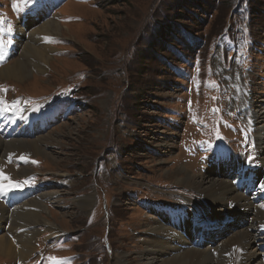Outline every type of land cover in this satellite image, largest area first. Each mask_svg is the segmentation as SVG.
<instances>
[{
	"label": "rangeland",
	"instance_id": "obj_1",
	"mask_svg": "<svg viewBox=\"0 0 264 264\" xmlns=\"http://www.w3.org/2000/svg\"><path fill=\"white\" fill-rule=\"evenodd\" d=\"M0 19L2 27L11 25L13 39L0 68L19 61L30 71L20 81L0 78V98L11 107L0 112V184L20 182L21 197L5 202L15 188L0 195V237L20 246L22 236H32L24 258L0 254V264H118L122 254L126 264H139L149 224H172L173 209L185 213L203 204L195 187L173 183L170 172L184 166L212 178L220 170L210 162L215 154L219 163L227 158V176H234L235 157L264 171V147L254 137L259 126L264 130L263 103L256 106L264 99V0H31L26 6L0 0ZM49 20L64 29L43 35L49 59L38 71L35 60L20 56L21 43ZM169 24L184 31L173 36L183 44L151 46ZM194 111L219 125L216 136L224 137L217 146ZM44 135V154H5L9 141ZM25 204L39 218L14 222L20 225L14 237L8 222ZM258 206L264 210V201ZM222 209L212 210L215 218L226 215ZM237 218L227 217L231 231L246 217ZM203 231L195 247H212ZM256 234L264 244V232Z\"/></svg>",
	"mask_w": 264,
	"mask_h": 264
},
{
	"label": "bare ground",
	"instance_id": "obj_2",
	"mask_svg": "<svg viewBox=\"0 0 264 264\" xmlns=\"http://www.w3.org/2000/svg\"><path fill=\"white\" fill-rule=\"evenodd\" d=\"M63 29L64 27L59 22L49 20L38 28L31 30L28 38H25V41L21 43L22 49L20 56L28 55L30 59L35 60V62L31 63L34 68H37L38 71H44L43 65L46 64L49 59L48 53L50 47L44 45L46 36L44 37L43 35H60ZM37 44H39V46ZM25 64L26 63L15 61L14 63H9L0 68V78H11L18 81L24 80L25 77L30 74L29 68L26 67ZM259 102L260 104L256 106H260L262 102V106L258 107V109L262 111L264 108V99ZM258 113L257 116L259 117L260 115H258ZM260 118L262 120L264 116L262 115ZM261 120H258L260 125L264 123V121ZM254 137L259 141L258 147H260V144H263L262 147H264V130L262 127L259 126L255 131ZM44 138L45 135L28 142H23L18 139L17 141L4 143V149L6 150L5 154L10 153L11 150H16L20 154H23L24 151H31L34 154H44L42 147L39 146V142ZM263 150L264 148H261L262 152ZM20 154L19 156H21ZM260 158L262 160L261 162H263L262 165H264V156L260 154ZM222 159L224 162L219 163L216 154L210 159L211 165L220 167V170L216 172L219 174L215 173L212 178H206L201 173H191L184 166L178 167L174 173L173 171L170 172L172 182L174 181L186 187H195L197 192L203 196V204L193 206L185 210V213H182L181 210L178 211L172 208L174 213H169L167 218V220L172 221V224H162L160 221H155L154 224H149L150 226L147 225L148 229L145 230L149 231L150 234L147 239L143 237L142 243L147 244V248L137 257L136 260H138L139 264H225L226 262V264H264V249H262V245L264 246V244L263 241L260 242L258 240L256 234L257 232H264V227H262L264 226V210H261L258 206L259 203L264 201V196L263 198L260 197L264 192V180L262 178L264 177V171H262L259 166L235 160L234 165L231 166V171L234 172V176H227V158L222 156ZM236 162L240 163L242 166H237ZM244 167H248L247 172H245L247 169H244ZM168 173L169 172L166 171V174ZM179 174H181V177L178 176ZM249 175H252L254 178L251 179L247 177ZM242 186H247L249 189L253 188L257 195L247 196L243 192ZM19 193L18 189L9 192V194L5 196V202L15 196V200L12 201L14 204H17L21 199ZM81 202L83 207L89 205L87 200ZM39 203L40 202L36 201L35 204ZM23 206H25L23 208L26 209L17 212V215L14 213L15 218L8 222V231L14 237H16V232H18L17 230L20 226L14 225V222L17 223V220L18 222L19 220H27L29 217H33L34 219L39 218V216H35L36 213L30 211L26 212V204ZM216 206L217 209L220 210L224 208L226 215L215 218V214H213L212 210H214ZM2 209L5 210L4 207ZM41 209L44 210L45 206L42 205ZM241 209L245 211L246 218L242 213L243 211L239 212ZM227 217L230 220H233V217H238L237 219L243 217L245 219L242 218L243 222L240 223L239 226L241 228L231 227L233 228L231 231L229 227L230 224L226 222ZM213 221L216 223L210 225ZM256 223H259L260 226H256ZM220 225L222 227L225 226L222 231ZM194 226V231H191ZM204 229L207 231L205 240L207 239V241L213 242L212 247L210 245L207 246V248L209 247L210 249L206 247H195L196 243L203 240ZM225 230L229 233H227L228 235H226L221 245L218 246L219 240H215L216 238L218 239ZM19 237L20 236H18L17 239H19ZM31 237L22 236L20 246H15L11 243L12 241H8L6 237H0V254L7 257L10 256L11 258H24L25 252L30 250V244L32 243ZM125 259L124 254L120 255V257H118V264H126Z\"/></svg>",
	"mask_w": 264,
	"mask_h": 264
},
{
	"label": "snow or ice",
	"instance_id": "obj_3",
	"mask_svg": "<svg viewBox=\"0 0 264 264\" xmlns=\"http://www.w3.org/2000/svg\"><path fill=\"white\" fill-rule=\"evenodd\" d=\"M31 2V0H21V3L24 4L25 6ZM13 9L16 11H22L23 9L20 8L17 4H13L12 5ZM5 23L4 20L0 19V59L3 58V49L11 43L10 40L5 41L4 39H2V37L5 34H11L12 28L11 25L9 24L6 28L2 27V25ZM6 91V89H5ZM17 104L16 101L11 102V106L15 107ZM7 111H11V107L8 105V103L3 100V98H0V112H7ZM21 159H24V157H21ZM251 159V157L249 158ZM35 163V161H33ZM5 180H8V177H4ZM20 187V182H15V183H11V184H0V195H6L9 191L12 190V188H19ZM264 227V226H262ZM49 259H55L54 257H50Z\"/></svg>",
	"mask_w": 264,
	"mask_h": 264
},
{
	"label": "trees",
	"instance_id": "obj_4",
	"mask_svg": "<svg viewBox=\"0 0 264 264\" xmlns=\"http://www.w3.org/2000/svg\"><path fill=\"white\" fill-rule=\"evenodd\" d=\"M177 10V9H176ZM178 12H174L173 14H172V16H170L171 18L173 17V19H176V17H178ZM171 18H169V19H171ZM174 24H172V25H166V26H162V27H160L159 29H158V31H157V33H156V35L154 36V38L152 39V40H150L149 41V44H152L151 46H153V47H155V45L156 46H159V47H161V45H163V47L164 46H168L169 45V43H171V42H175L174 41V39H173V36L174 35H176L177 36V32H179V31H181L182 32V34L184 35V31L182 30V29H174L175 28V26H173ZM223 29H224V27H223ZM222 29V30H223ZM158 40H161L162 41V44H160L159 42H158ZM185 40L188 42L189 40L185 37ZM218 40V38H216V40L215 41H217ZM177 45L179 44V45H182L183 44V42H182V39L181 38H179L178 40H176V42H175ZM182 47H184V45L182 46ZM203 47L204 46H202V49H203ZM175 57H176V55H175ZM178 58V57H177Z\"/></svg>",
	"mask_w": 264,
	"mask_h": 264
}]
</instances>
